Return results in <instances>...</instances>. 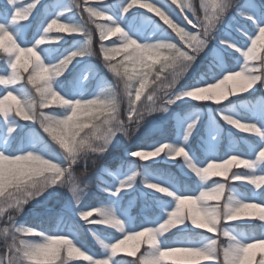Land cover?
<instances>
[{
  "label": "snow or ice",
  "instance_id": "6c2138e0",
  "mask_svg": "<svg viewBox=\"0 0 264 264\" xmlns=\"http://www.w3.org/2000/svg\"><path fill=\"white\" fill-rule=\"evenodd\" d=\"M0 61V264H264V0H3Z\"/></svg>",
  "mask_w": 264,
  "mask_h": 264
},
{
  "label": "rangeland",
  "instance_id": "374dc122",
  "mask_svg": "<svg viewBox=\"0 0 264 264\" xmlns=\"http://www.w3.org/2000/svg\"><path fill=\"white\" fill-rule=\"evenodd\" d=\"M3 2V0H0V3H2ZM147 2H152V0H147ZM195 2L198 4L199 3V0H195ZM144 11H146V10H144ZM189 27H191V26H189ZM119 58V57H118ZM0 62H2V61H0ZM92 63L96 66V69L100 72V75H102V76H105V77H107V78H110L109 76H111V74L107 71V69L104 67V65H103V62L101 61V62H97V61H95V58L92 60ZM109 80H112V76H111V78L109 79ZM92 85L94 86L95 85V81L94 82H92ZM227 130H229V128L227 127V126H225V128H224V131H227ZM230 135H231V137L232 138H234V139H237V140H239V139H241V138H243V137H246L248 134H245V133H242V132H239L238 130H235V129H231V130H229V132H224V136H223V139H222V144H221V147L223 146V148H224V146L226 147L227 146V144H228V142H229V137H230ZM148 136H152V133H141V135L139 136V138H134V140L132 141V142H128V141H121V144L120 145H118V147H121V146H123V152L126 150V149H128V148H134L136 145H137V143L139 142V140L140 139H142V138H146V137H148ZM83 170V169H82ZM81 170V171H82ZM89 170V169H88ZM78 171V170H77ZM233 171H243V169L241 168V169H237V168H233ZM80 172V171H79ZM95 172V171H94ZM94 178V183H93V186L95 185V173H94V176H93ZM213 179H216V178H213ZM104 180L106 181V182H111V177H109V176H107V175H105L104 176ZM88 198V197H87ZM85 199V201H84V203L85 204H88V203H93L92 201H89L88 199ZM143 201H140V203H142ZM138 207H139V205H138ZM31 218V216H28V217H23L22 218V221L21 222H23V221H28L29 223H31L30 222V219ZM3 225L2 224H0V227H2ZM88 233H87V231H84V232H82V234H81V239L83 240V242L86 244V246L89 248V249H91L92 251H99V248H98V246L96 245V243L94 242V240L89 236V235H87ZM131 243V242H130ZM0 250H2V249H0ZM141 250H143V249H141ZM259 257L257 256V259H258ZM126 260H129V259H126ZM76 264H86V262H83V261H77L76 262Z\"/></svg>",
  "mask_w": 264,
  "mask_h": 264
},
{
  "label": "trees",
  "instance_id": "16d2710c",
  "mask_svg": "<svg viewBox=\"0 0 264 264\" xmlns=\"http://www.w3.org/2000/svg\"><path fill=\"white\" fill-rule=\"evenodd\" d=\"M95 61H97V62H101L102 60L101 59H95ZM110 78H111V76H109ZM110 78H108V79H110ZM94 82V81H93ZM154 137H153V134H152V136H148V137H146V138H142V139H140L139 140V142L137 143V145H140V144H148V143H150L151 142V140L153 139ZM197 140H199V138L197 137ZM123 146H121V147H117V149H116V151H114L113 153H112V155H110V156H108L107 157V161L106 162H110V161H112V159L114 158V157H116V156H118L119 154H121V153H123ZM78 171H79V169H77ZM93 189V198H91V201H93V202H95V200L97 199V197L98 196H102V194H100L95 188H92ZM132 258H129V260H131Z\"/></svg>",
  "mask_w": 264,
  "mask_h": 264
}]
</instances>
